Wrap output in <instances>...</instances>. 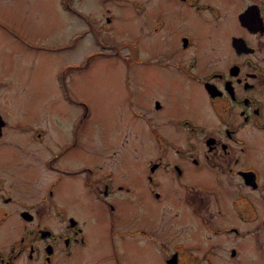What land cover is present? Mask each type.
<instances>
[{"label": "rangeland", "instance_id": "1", "mask_svg": "<svg viewBox=\"0 0 264 264\" xmlns=\"http://www.w3.org/2000/svg\"><path fill=\"white\" fill-rule=\"evenodd\" d=\"M29 5L33 14L29 16L30 28L40 36L32 51L0 33L1 67L29 80L2 87L0 103L11 105L12 98L18 96V103L24 108L22 117L38 121L48 113L50 145L57 147L66 140L65 147L71 148L48 168L45 160L50 157V146L46 147L42 140L37 142L30 133L8 132L9 141L2 143L0 154L7 167L0 168V172L4 179L9 175L6 181L2 180L9 191L0 196V209L9 208L12 216L4 222L0 242L20 237L25 222L40 225L42 220H49L60 230L65 221H59L58 216L60 220L75 218V223L82 226L85 242L77 257L84 264H115L112 258L117 256L131 264H164L163 257L177 238L195 241L202 249L207 247L208 239L229 241L225 235L208 238L209 231L200 225L204 216L218 227L229 222L214 216L213 208L200 199L197 189L212 188L213 203L221 205L223 213L228 214L235 187L227 182L240 188L242 179L234 181L227 176V182H220L215 179L219 172L210 171L209 164L192 165L186 158L181 161L183 181L193 190L175 180L172 165L155 171V176L162 178L159 187L150 185L146 176L151 172L149 165L158 162L160 153L163 158L176 159L167 145L165 152L160 150L155 132L158 5L167 7L169 0H18L9 6L0 0V14L21 24V14ZM196 13L199 12L192 10V17ZM229 21H237L235 16L228 15L226 25L237 27ZM194 26L207 34L216 32L209 24ZM178 30L175 19V38ZM160 38L163 42L167 38L164 27ZM127 77H131L130 82H126ZM179 96L180 110L196 107L195 100ZM251 128L249 125L243 134L249 136ZM167 133L172 136V132ZM185 133L188 135L187 130L180 128L178 138H184ZM112 150L114 154L110 155ZM250 159L264 170L262 157L254 155ZM104 162L114 166L110 181H116L114 192L109 195L101 191L102 180L95 179V174L101 172L97 166ZM152 189L160 194L152 193ZM30 203L38 204L33 208L36 220L20 216ZM47 204L56 209L55 213L51 207L42 212ZM111 204L116 207L113 211ZM260 212L264 215V207ZM118 213L126 219L119 220ZM232 214L239 215L236 210ZM111 216L115 218V229ZM140 230H145L146 235ZM109 238L116 243V253L110 249ZM152 239L161 245V250Z\"/></svg>", "mask_w": 264, "mask_h": 264}, {"label": "flooded vegetation", "instance_id": "2", "mask_svg": "<svg viewBox=\"0 0 264 264\" xmlns=\"http://www.w3.org/2000/svg\"><path fill=\"white\" fill-rule=\"evenodd\" d=\"M1 1L9 6L18 0ZM169 4L167 7L158 5L156 108L159 148L165 152L164 145H167L175 152L176 159L163 158L160 153L158 162H153L156 163L153 172L149 165L151 172L146 174L149 184L161 186L162 178L159 175L156 177L155 171L172 165L175 180L182 187L188 188L183 181V158L192 165H210V171L219 172L215 179L220 182H225L226 177L231 176L234 181L242 179L244 183L238 188L237 184L226 181L227 185L233 184L235 187L230 198L232 210L228 214L223 213L221 205L213 203L212 188L197 189L201 193L198 195L200 199L213 208L214 216L229 222L218 227L204 216L200 225L209 231L208 238L212 235L214 238L225 235L230 238L229 241L208 239L207 247L202 249L195 241L177 238L171 245V251L163 257L164 264H169L170 257L175 260V264H264V215H259L260 209L264 207V170L250 159L254 155L264 159V0H169ZM24 8L20 17L21 24H15L0 14V33L23 49L32 51L40 36L30 28L29 16L33 15L30 13V5ZM192 10L199 13L192 17ZM228 15L236 17L237 21L229 22L235 23L237 27L226 25ZM175 19L179 24L176 38ZM195 24H209L216 32L213 35L201 32ZM162 27L167 29L164 42L160 38ZM10 73L0 65V89L8 88L14 82L29 80ZM125 80L130 82L131 77ZM179 94L195 100L196 107L180 110ZM26 97L31 99L30 95ZM21 112L24 113V108L18 103V96L12 98L11 105L0 103V154L2 143L9 141L8 132L30 133L37 142L41 143L42 140L46 147L52 148L50 157L45 160L49 168L55 159L60 160L71 147H65L66 140L58 143L57 147L50 145L51 136L47 135L51 129L48 113L35 121L22 117ZM200 116L203 117L201 122ZM249 125L252 128L248 136L242 131ZM180 128L188 132L184 138H178ZM167 131L172 132V136ZM198 139H201V144ZM113 154L112 150L110 155ZM5 164L0 157V168H6ZM113 167L106 166V162L103 166H97L101 172L95 174V179L97 182L102 180L104 187L101 191L104 195L114 192L115 182L108 180L114 175ZM3 177L0 172V196L9 191L2 181L9 178V175L5 179ZM150 191L160 194V191ZM37 205L26 204L20 216L34 220L37 213L33 208ZM49 207L52 208V205H48L42 212L45 213ZM111 209L114 210L112 204ZM235 210L239 215L232 214ZM193 212L198 215V212ZM11 216L9 208L0 209V232L4 222ZM117 218L122 221L126 219L120 218V213ZM114 219L110 220L112 228L115 227ZM58 220L65 221L60 230H56L49 220H42L40 225L37 222L33 225L34 221L31 225L25 222L20 228V237L0 242V264H84L77 257L78 249L85 242L82 226L71 223V218L60 220L58 216ZM181 227L185 229L184 225ZM139 232L145 234V230ZM109 241L110 249L116 253L115 241L110 238ZM157 246L162 249L159 243ZM193 250L201 252L202 256ZM112 259L115 264H131L127 260L120 261L118 256Z\"/></svg>", "mask_w": 264, "mask_h": 264}, {"label": "water", "instance_id": "3", "mask_svg": "<svg viewBox=\"0 0 264 264\" xmlns=\"http://www.w3.org/2000/svg\"><path fill=\"white\" fill-rule=\"evenodd\" d=\"M169 264H173V261L171 259L169 260Z\"/></svg>", "mask_w": 264, "mask_h": 264}]
</instances>
